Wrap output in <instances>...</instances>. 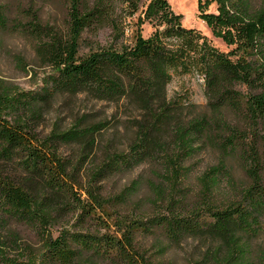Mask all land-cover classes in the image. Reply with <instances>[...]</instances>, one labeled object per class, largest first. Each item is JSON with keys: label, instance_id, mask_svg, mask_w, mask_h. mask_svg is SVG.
I'll return each mask as SVG.
<instances>
[{"label": "trees", "instance_id": "trees-1", "mask_svg": "<svg viewBox=\"0 0 264 264\" xmlns=\"http://www.w3.org/2000/svg\"><path fill=\"white\" fill-rule=\"evenodd\" d=\"M59 1L57 27L31 2L0 0V29L54 71L29 90L0 77V264H176L168 252L190 238L205 250L189 264H264V0H199L217 2L202 17L229 51L168 0ZM107 28L111 44L81 52ZM190 73L205 105L168 97ZM79 95L123 104L126 147L111 119L73 113ZM61 96L70 119L48 125Z\"/></svg>", "mask_w": 264, "mask_h": 264}, {"label": "rangeland", "instance_id": "rangeland-1", "mask_svg": "<svg viewBox=\"0 0 264 264\" xmlns=\"http://www.w3.org/2000/svg\"><path fill=\"white\" fill-rule=\"evenodd\" d=\"M26 4L31 2L36 8H43L44 20L51 22L57 27L64 24V9L62 8L59 0H24ZM150 0H142V4H147ZM203 1V0H202ZM173 6L176 13L183 14L182 23L190 28L199 29L202 33L208 36L212 44L222 50L229 51L230 48L225 40L213 33L207 21L202 17L204 13H214L218 11L217 2H211L200 6L199 0H168ZM204 6V7H203ZM139 12L133 17H127V26L125 38L121 41L131 44L135 41V33L139 28L137 24ZM154 27L149 22L142 25V34L150 36ZM84 37L90 40L85 42L81 47L82 53H87L91 46H94L97 41L101 44H111L112 36L110 30L107 28L102 31L99 37L92 35L90 32L85 33ZM53 69L48 64H43L34 45L30 38L18 33L4 32L0 29V77L9 83H14L24 89H36L45 81V78L53 73ZM204 81L199 79L196 75L184 74L183 76H175L168 87V97L190 99L199 105H205L207 98L205 95ZM66 96H61L54 102L52 112L48 114L47 124L60 114L70 119L69 104L67 103ZM73 113L82 114L83 112H90L95 115L97 119L109 118L116 126V130L112 129L119 135L117 142L121 147H126L130 138L133 136V129L130 128L128 123L129 114L125 111L122 103H115L110 101H98L95 99H87L84 95H79L74 101ZM48 130V128H47ZM211 158L206 155L199 166L205 168L211 164ZM234 172L240 176V172L235 168ZM138 171H135L130 176H136ZM128 182L127 179L123 180L121 187ZM205 250V244L201 241L190 238L174 249L168 252L167 257L174 261L176 264H189L191 260L198 258Z\"/></svg>", "mask_w": 264, "mask_h": 264}]
</instances>
